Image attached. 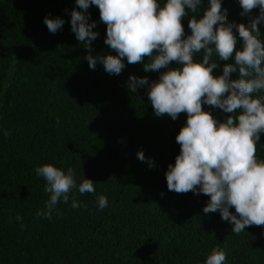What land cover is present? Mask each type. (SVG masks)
Wrapping results in <instances>:
<instances>
[{"label": "trees", "instance_id": "obj_1", "mask_svg": "<svg viewBox=\"0 0 264 264\" xmlns=\"http://www.w3.org/2000/svg\"><path fill=\"white\" fill-rule=\"evenodd\" d=\"M209 4L201 0L198 11L182 19L185 36L190 15L198 19ZM221 5L240 49L235 25L247 26L259 9L242 15L239 0ZM73 8L80 10L76 0H0V264H205L217 247L225 252L224 264H264V226L233 233L218 211L203 212L207 196L168 190L165 173L180 151L176 135L186 113L176 120L154 114L147 90L164 70L145 72L126 58L119 75L99 61L91 69L88 49L71 30ZM88 14L98 33L91 54L115 55L105 44L99 9L91 6ZM46 16L61 17L62 29L50 33ZM257 27L264 42V22ZM232 62L217 60L213 74ZM130 75L149 84L133 92ZM229 78L237 79L238 69ZM203 107L218 121L229 115ZM256 148L264 159V132ZM45 163L73 168L77 183L50 219L37 215L50 196L36 174ZM83 176L95 192L79 193ZM101 195L107 198L102 210ZM73 198L80 207L72 206Z\"/></svg>", "mask_w": 264, "mask_h": 264}, {"label": "clouds", "instance_id": "obj_2", "mask_svg": "<svg viewBox=\"0 0 264 264\" xmlns=\"http://www.w3.org/2000/svg\"><path fill=\"white\" fill-rule=\"evenodd\" d=\"M200 2L165 0L161 5L158 0H76L80 10H71V30L88 49L85 59L93 70L99 61L107 73L119 75L125 58L129 65L142 63L145 72L164 70L147 90L154 114L176 120L186 113V123L176 135L180 151L165 173L167 188L177 194L207 196L203 212L218 211L222 220L233 224L232 232L239 234L246 226H264V159L256 155L264 132V96L256 94L264 90V42L257 27L264 22V0H239L242 15L259 9L247 26L235 25L240 49L221 0H210L198 19L190 15L191 33L185 36L182 19L196 13ZM91 6L99 9L100 20L106 25L105 44L115 55L91 54V42L98 37L95 21L89 19ZM44 23L55 34L64 20L46 16ZM214 54L218 59H212ZM230 59L233 62L223 65L222 74H213L219 66L217 60ZM171 62L178 67H169ZM237 69L238 78L230 79ZM146 84L147 77L130 75L127 86L135 92ZM203 105L229 115L218 121ZM137 157L146 159L142 151ZM148 162L151 165L152 161ZM36 174L44 178V191L50 194L45 210L37 215L50 219L58 202L67 203L77 188L75 170L70 167L65 172L45 163L36 168ZM78 191L95 192L94 182L83 176ZM72 206L80 207L74 198ZM106 206L107 198L99 196L98 207ZM225 259V252L217 247L205 264H224Z\"/></svg>", "mask_w": 264, "mask_h": 264}]
</instances>
